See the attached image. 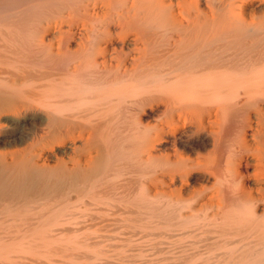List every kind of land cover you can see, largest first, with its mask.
Wrapping results in <instances>:
<instances>
[{
    "label": "bare ground",
    "instance_id": "bare-ground-1",
    "mask_svg": "<svg viewBox=\"0 0 264 264\" xmlns=\"http://www.w3.org/2000/svg\"><path fill=\"white\" fill-rule=\"evenodd\" d=\"M0 264H264V0H0Z\"/></svg>",
    "mask_w": 264,
    "mask_h": 264
},
{
    "label": "rangeland",
    "instance_id": "rangeland-1",
    "mask_svg": "<svg viewBox=\"0 0 264 264\" xmlns=\"http://www.w3.org/2000/svg\"><path fill=\"white\" fill-rule=\"evenodd\" d=\"M23 131H24L25 133H28V130H27L26 128L23 129ZM99 233H100V234H112L111 231H106V230H100Z\"/></svg>",
    "mask_w": 264,
    "mask_h": 264
}]
</instances>
